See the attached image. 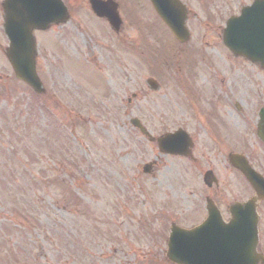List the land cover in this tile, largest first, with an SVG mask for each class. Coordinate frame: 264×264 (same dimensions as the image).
Masks as SVG:
<instances>
[{"label": "rangeland", "instance_id": "1", "mask_svg": "<svg viewBox=\"0 0 264 264\" xmlns=\"http://www.w3.org/2000/svg\"><path fill=\"white\" fill-rule=\"evenodd\" d=\"M84 1L75 5L79 20ZM71 34L65 69L45 58L38 108L22 84L0 83V264H172L170 224H199L206 197L226 219L228 206L248 196L244 181L224 178L222 165L217 187L188 179L181 160L160 154L129 124L138 118L153 137L166 131L163 91L132 98L150 71L138 53L123 46L110 55L89 49L87 32ZM25 214L35 225L17 226ZM259 232L264 251V221Z\"/></svg>", "mask_w": 264, "mask_h": 264}, {"label": "flooded vegetation", "instance_id": "2", "mask_svg": "<svg viewBox=\"0 0 264 264\" xmlns=\"http://www.w3.org/2000/svg\"><path fill=\"white\" fill-rule=\"evenodd\" d=\"M100 1L106 4L104 14L109 13L113 20L96 16L90 0L84 1L86 17L82 21L75 15L77 0H55L56 21L39 29L31 20L37 17V6L0 0V83H19L28 90L25 84L14 79L6 59L10 46L7 32L33 33L36 72L41 81L47 55L53 56L56 69H65L74 39L71 32H87L89 49L98 46L110 55H116L123 46L131 48L149 58L143 63L150 70L144 85L132 98L143 97L145 90L164 92L167 106L162 117L164 134L177 130L184 133L183 145L187 149L185 155L177 157L186 169L184 175L192 179L211 171L215 176L217 167L222 165L224 178L237 175L243 179L248 192L244 200L253 197L251 184L231 166V157L244 156L251 169L264 179V59L252 61L236 55L224 43L223 33L228 32L229 22L255 0H178L184 11L180 32L187 33L181 41L156 15L149 0ZM136 4H143L140 12L135 9ZM22 15L30 17V21L21 26L18 20ZM125 32H132L133 36L128 38ZM105 58L109 68L117 66V58ZM87 60L95 65V58ZM2 67L5 69L1 70ZM42 96L35 97L37 108ZM256 203L260 228L264 221V199ZM260 246L259 232L257 250L264 254Z\"/></svg>", "mask_w": 264, "mask_h": 264}, {"label": "water", "instance_id": "3", "mask_svg": "<svg viewBox=\"0 0 264 264\" xmlns=\"http://www.w3.org/2000/svg\"><path fill=\"white\" fill-rule=\"evenodd\" d=\"M14 1L16 0H11L12 3ZM171 2L172 0H152L162 20L173 31V34L180 38L183 37L182 32H180L182 22L179 21V16H177L178 11L170 9ZM259 2L254 3L256 7L258 6L255 13L254 9L243 11L237 21L229 24L231 32L224 33L225 37H232L231 47L233 50L251 60L264 59V32H236L235 28L264 30V7L259 6L264 3V0L261 3ZM105 5L101 1L91 0L92 9L97 15H106L110 20H113V16L107 13L104 14V11H106ZM24 17L20 19L21 26L25 21H30V17ZM12 21L14 22L13 19ZM48 21L51 20L48 19ZM10 37L11 50L8 57L16 76L32 86L35 91H41L35 75L31 32H10ZM131 124L138 127L142 134L152 140L137 120H131ZM181 141L182 136L177 132L158 138L157 145L162 153L180 155L183 153ZM231 161L233 166L251 181L258 190L257 193L263 197L264 182L252 176V174L250 175L244 159L236 156L232 157ZM149 168L150 166L146 165L143 171L148 172ZM204 182L208 186L212 182L216 183L210 173L205 175ZM255 207L253 200L244 204L234 203L229 208L231 219L226 223L213 203L208 200L206 205L208 216L200 226L190 230L175 225L171 226L167 241L166 258L173 264L264 263L262 255L256 253L258 236Z\"/></svg>", "mask_w": 264, "mask_h": 264}]
</instances>
